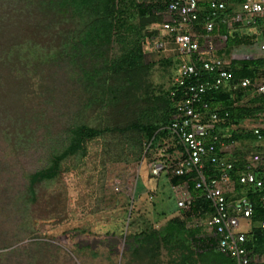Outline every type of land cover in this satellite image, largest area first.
I'll list each match as a JSON object with an SVG mask.
<instances>
[{
    "label": "trees",
    "instance_id": "16d2710c",
    "mask_svg": "<svg viewBox=\"0 0 264 264\" xmlns=\"http://www.w3.org/2000/svg\"><path fill=\"white\" fill-rule=\"evenodd\" d=\"M246 1L228 0V8L214 16L210 0H200L196 22L201 33L226 35L227 45L219 54L235 56L232 77L225 82L228 84L202 95L204 101L223 107L221 116L225 123L220 126L225 128L246 119L255 120L264 111V95L253 97L252 87L242 84L244 79L255 80L260 75L264 59L241 57L237 51L240 46L255 44L260 37L264 39V23L251 34L241 21L230 26L226 19L227 13L241 10ZM170 2L0 0V134L17 155L48 145L53 139L54 132L41 136L40 130L44 125L51 126L48 106L57 105V95L62 96L61 116L55 122L58 140L48 149L46 164L26 174V193L17 198L22 202L23 213L35 216L44 212L43 207L57 213L63 211L68 194L65 175L70 172L90 183L97 180L91 178L98 173L104 201L110 162H142L148 158L151 163L164 148L170 153L183 150L180 138L170 129L187 99L176 76L184 64L199 65V61L196 54L184 55L179 44L163 34L160 26L166 20ZM211 19L216 23L212 32L205 28ZM157 38L170 40L175 48L173 56L159 62L150 59L146 44L152 39L156 44ZM170 44L156 50L165 52ZM178 51L182 60L175 57ZM158 63L173 67L169 85L154 81ZM207 74L204 72L201 77ZM40 90H46L48 96L44 97ZM253 136L236 131L228 140L243 141ZM150 176L157 180L165 177L171 185L188 178L158 177L152 173ZM190 183L196 197L194 206L185 211L177 205L179 211L162 225L147 221L136 229L140 220L133 219L131 211L129 226L135 230L125 236L129 247L123 264H235L233 257L219 250L216 239L195 225L197 218L206 217L213 208L201 197L196 184ZM95 194L94 191L90 195ZM254 200L255 219L264 220V206L258 194ZM254 234L255 247L263 252L264 230L257 229ZM37 235L33 234L37 240L29 251L31 264H78L62 255L68 254L63 247L55 248ZM2 245L0 248H8ZM9 255L0 253V261L9 259Z\"/></svg>",
    "mask_w": 264,
    "mask_h": 264
},
{
    "label": "built area",
    "instance_id": "2783aa9c",
    "mask_svg": "<svg viewBox=\"0 0 264 264\" xmlns=\"http://www.w3.org/2000/svg\"><path fill=\"white\" fill-rule=\"evenodd\" d=\"M214 16L228 8V0H210ZM242 10L226 14L230 26L241 21L244 24L264 22V0H247ZM200 0H171L163 28L169 37L179 44L184 55H197L199 65L184 64L178 70L176 80L185 88L187 99L181 104L176 121L170 127L183 146L172 153L163 149L150 163L151 173L187 177L172 189L180 209L191 210L196 201L191 183L201 192V197L212 204L213 211L197 218L195 225L203 227L204 234L216 239L219 250L231 256L235 264H264V251L255 247L254 231L264 230V220L256 221V201L264 206V112L257 119H246L229 128L221 116L222 106L204 101L202 95L227 85L231 79L232 61L219 53L227 45L228 37L211 35L197 30ZM225 13V12H224ZM211 19L205 27L215 30ZM170 40L156 39V47L165 48ZM259 58L264 59V43L260 45ZM207 74L202 78L201 74ZM212 75V76H211ZM251 88L253 96L264 94V67L253 80L242 81ZM237 87V85H236ZM229 114V113H228ZM236 131L253 138L258 144L247 143L239 147L237 139L228 140ZM244 189H240V185ZM119 191L120 188H117ZM154 198V195H151ZM208 213V211H206ZM246 224L247 231L242 229Z\"/></svg>",
    "mask_w": 264,
    "mask_h": 264
},
{
    "label": "rangeland",
    "instance_id": "374dc122",
    "mask_svg": "<svg viewBox=\"0 0 264 264\" xmlns=\"http://www.w3.org/2000/svg\"><path fill=\"white\" fill-rule=\"evenodd\" d=\"M245 31L256 33V29L250 27L245 28ZM167 33L163 30V34ZM261 42L262 39L259 38L255 46L238 47L239 56L257 57L260 50L256 46ZM146 47L151 52L150 59L157 62L164 57L173 56L171 53L175 50L170 44L166 48L168 50L161 53L156 50L154 39L148 41ZM175 57L177 60L183 59L180 51L175 53ZM156 65L154 81L169 85L173 67L168 68L161 63ZM45 91L41 93L47 97ZM61 97L57 95V105L48 106L51 126L44 125L40 130L41 136L54 132L48 145L17 155L0 134V244L8 247H1L0 253L10 254L9 259L0 261V264H31L29 251L33 247V241L37 240L33 237L35 232L37 236L50 241L55 248L63 247L68 254L63 252L62 255L69 260H76L78 264H123L124 253L129 247L125 236L135 230L129 226L132 210L133 219L140 220L136 229L146 225L147 221L162 225L179 211L172 185L167 178L162 177L158 181L150 176L148 158H144L142 162L134 159L110 162L104 182L106 195L103 197L107 196L104 201L100 196L103 190L99 189L102 181L98 179L96 172V176L91 178L97 179L93 183L80 179L75 172L65 175L68 194L64 210L59 213L52 211V208L43 207L44 212L30 216L23 213L22 202L17 200L26 193V174L46 164L49 159L48 149L58 140L55 122L61 116ZM41 141L47 142L46 139ZM247 143L258 144V140L249 138L237 141L236 144L241 147ZM94 191L96 194L93 197L90 194ZM152 194L154 198L151 197ZM242 229L248 230L246 224Z\"/></svg>",
    "mask_w": 264,
    "mask_h": 264
},
{
    "label": "clouds",
    "instance_id": "9594fccd",
    "mask_svg": "<svg viewBox=\"0 0 264 264\" xmlns=\"http://www.w3.org/2000/svg\"><path fill=\"white\" fill-rule=\"evenodd\" d=\"M242 8H243V6H242ZM242 8H240L241 10H242ZM262 23H264V22H262V21H258L257 23H255V24H245V26H246V28H254V29H256L257 30V28L259 27V26H261L262 25ZM258 26V27H257ZM248 33H249V31H248ZM251 33V32H250ZM261 38V37H260ZM259 39V38H258ZM257 39V40H258ZM262 39V38H261ZM262 43H264V39H262V42L259 44V45H257L256 47L260 50V45L262 44ZM251 45H254L255 46V44H251ZM245 46H248V45H245ZM259 53H260V51H259ZM224 57H226V56H224ZM227 59H229V60H233L234 58H235V56H234V54H232V56L230 57V58H228V57H226ZM264 67V66H263ZM262 67V68H263ZM261 72H262V70H261ZM261 95H264V94H261ZM254 97V96H253ZM264 112V111H263ZM263 112H261L260 113V115L261 114H263Z\"/></svg>",
    "mask_w": 264,
    "mask_h": 264
}]
</instances>
